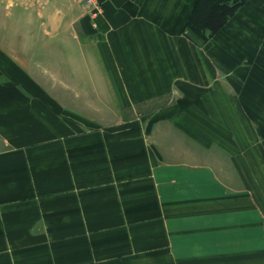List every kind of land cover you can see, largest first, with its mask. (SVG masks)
<instances>
[{
    "label": "crops",
    "instance_id": "obj_1",
    "mask_svg": "<svg viewBox=\"0 0 264 264\" xmlns=\"http://www.w3.org/2000/svg\"><path fill=\"white\" fill-rule=\"evenodd\" d=\"M98 1L0 0V264H264V0Z\"/></svg>",
    "mask_w": 264,
    "mask_h": 264
},
{
    "label": "trees",
    "instance_id": "obj_2",
    "mask_svg": "<svg viewBox=\"0 0 264 264\" xmlns=\"http://www.w3.org/2000/svg\"><path fill=\"white\" fill-rule=\"evenodd\" d=\"M246 0H198L187 22L189 36L203 41L207 32L216 33Z\"/></svg>",
    "mask_w": 264,
    "mask_h": 264
},
{
    "label": "rangeland",
    "instance_id": "obj_3",
    "mask_svg": "<svg viewBox=\"0 0 264 264\" xmlns=\"http://www.w3.org/2000/svg\"><path fill=\"white\" fill-rule=\"evenodd\" d=\"M9 14L10 13L7 12L6 9H4L3 7H0V36L1 35L5 36L7 33H11L12 31L13 25L11 24V20L9 19V16H10ZM15 18L20 20L21 25L16 26L14 29L16 30V32L20 33L21 36L25 37L24 40L20 41L21 46H23L24 48H28V46L31 45V48H33L35 44L43 43L42 41H36V40L29 41L28 40L27 33L34 32V34L37 35L38 32L42 31V29L41 28L39 29V25L29 24L28 15L25 14V12L17 10V14H15ZM72 32H73V29H72Z\"/></svg>",
    "mask_w": 264,
    "mask_h": 264
},
{
    "label": "built area",
    "instance_id": "obj_4",
    "mask_svg": "<svg viewBox=\"0 0 264 264\" xmlns=\"http://www.w3.org/2000/svg\"><path fill=\"white\" fill-rule=\"evenodd\" d=\"M83 10L92 18L103 13V6L98 0H76Z\"/></svg>",
    "mask_w": 264,
    "mask_h": 264
}]
</instances>
